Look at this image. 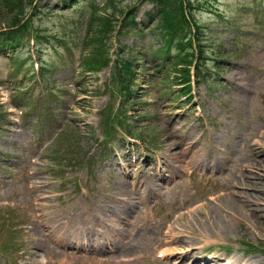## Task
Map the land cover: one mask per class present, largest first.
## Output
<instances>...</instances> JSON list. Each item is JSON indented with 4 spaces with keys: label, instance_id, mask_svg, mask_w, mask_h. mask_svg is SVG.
<instances>
[{
    "label": "rangeland",
    "instance_id": "374dc122",
    "mask_svg": "<svg viewBox=\"0 0 264 264\" xmlns=\"http://www.w3.org/2000/svg\"><path fill=\"white\" fill-rule=\"evenodd\" d=\"M97 1L102 5L105 0ZM254 1L195 2L200 6L196 19L203 27L201 46H207L206 55L210 56L206 58H220L223 61L215 64L212 59H207L208 68L218 72L212 71L215 74V84L210 87L206 82L196 83L191 99L189 96L177 98L182 92L174 83L170 85L172 77L160 74L161 71L154 67L164 62L159 59L156 63L158 58L151 53L161 46L160 39H154L148 32L141 37L135 33L124 37L122 42L137 50L138 57L143 62L142 69H137L141 70L135 81L137 98L132 103H127V116L132 122L133 134L141 141H127L126 134L121 131L117 134L120 138L112 142L107 152L101 150V118L102 111L111 102L109 94L104 92L105 85L111 81V69L107 68L100 74L82 73L74 59L63 52L66 51L65 48L60 49V54L57 55L58 51H51V47H48L52 45L42 43L46 38L44 30H47L52 38L58 36L65 40L67 46L73 47V53L77 56L78 46L84 38L87 11L82 7L75 11H58L49 18L42 17L43 14L40 18L32 17L29 29L23 33L27 39H32L30 46H33L38 35L35 30H43L39 41L45 49L43 60L50 65L44 78L46 84L54 88L50 94H57L51 102L61 119L57 127L66 128L65 133L70 136L71 126L74 129L79 128L80 135L83 136V152L97 162L94 167H90L89 163L84 162L82 155H78L74 158L83 162L75 166L69 165L67 161L59 158L63 154L56 152L58 144L52 135L43 141L31 137L29 146L25 135L14 134L12 131L1 133L0 156L12 154L11 162H16L17 166H10L11 162L9 164L7 160L0 162V171H5L1 172L3 177L0 178L7 182L5 189L8 188L4 195L8 199L1 202L8 205L0 206V209L17 208L9 219L14 221L17 218L14 223L20 231L18 242L24 240V251L30 249V253L25 256V262H35L32 257L35 251L45 252L44 256L48 258L49 264H59L62 258L57 257L56 253L51 254L55 243L41 238L37 232H32L33 224L27 218L30 214L27 212L24 182L29 180V173L32 172L31 160H39L37 169L53 182L48 189L52 199L45 203V213L51 219H64L70 216V212L78 210L77 204H81L85 209L83 214L91 220V226H98V229L92 230L91 238L94 243H101L104 249L99 253L103 259L102 264H172L174 260H177V264H202L200 260L195 262L193 259L184 258L185 249H193L195 255L203 252L212 254L215 264H220L221 261H224L222 264H227L226 256L230 253V260L235 259V256H250V259L258 258L264 262L263 253H245L248 244L264 249V181H261L263 187L259 190L248 185L246 188H239L235 185L234 176L225 166L226 154L234 158L240 156L245 147L244 139L257 127L256 116L264 115V20L260 13L251 10ZM46 2L52 5L57 1ZM127 3L123 2L121 6ZM142 3L146 9L150 7L149 3ZM143 14L144 12L141 15ZM146 17L147 15L143 16L142 20L146 21ZM0 64L4 67L6 65L2 59ZM13 76L17 80L26 75ZM32 80L28 74L29 84ZM29 84L25 81L23 88L17 92L18 101H23L26 105L30 103L26 100ZM8 92H11L9 85L0 86V104L4 103L2 107L6 112L15 110L7 98ZM36 101L37 98L34 103ZM117 102L120 103L119 100ZM198 106H201V111L197 109ZM69 112L71 113L68 114ZM4 126L8 127L7 124ZM172 126L179 128L184 138L188 137L190 141L201 136L200 147L203 149L207 148L208 142L214 140L223 153L220 156V170L208 172L203 167L197 170L199 153L196 147L190 146L185 150L184 145H178L176 139L171 140L175 143L172 150L166 152L168 131ZM235 133L239 139L234 149ZM46 145L49 147L45 148ZM163 152L167 155L163 164L167 177L159 182L166 187L149 190V211L146 213L140 196L145 190L137 192L139 189L128 182L132 180L134 183L139 178H146V175L130 168L127 162L134 163L137 159L143 161L148 158L152 165H157ZM214 156L215 153L205 152L204 162L210 167ZM120 159L122 164L127 165L125 169H132L133 173L129 171L130 177L126 176V171L118 175L121 171L117 169ZM258 159L260 158L256 157ZM10 174L14 175L13 178L8 177ZM175 178V182L166 185L167 180ZM58 193L63 195L54 197ZM16 194H19L15 202L18 207L13 205ZM230 198L254 207L255 212L251 213L253 217L241 214L232 205L229 206ZM190 205H201L203 211L197 216H186L183 220L186 227L182 221L177 223L180 229L192 231L189 238L159 246L158 240L163 237L164 224L173 220L167 217L173 214L172 208L178 206L184 212ZM215 212L221 215L219 222L216 221ZM147 216L152 224H146ZM104 235L109 241L101 240ZM167 236L171 237L172 234ZM11 238L9 233L4 235L7 243ZM160 249L167 251L164 260L159 258ZM173 249L180 251V254L175 256ZM60 252L64 250L60 249ZM42 253L39 255H43ZM95 255L93 253L90 257Z\"/></svg>",
    "mask_w": 264,
    "mask_h": 264
},
{
    "label": "bare ground",
    "instance_id": "6f19581e",
    "mask_svg": "<svg viewBox=\"0 0 264 264\" xmlns=\"http://www.w3.org/2000/svg\"><path fill=\"white\" fill-rule=\"evenodd\" d=\"M250 85V84H249ZM259 118V125L258 127L251 133L248 134V136L244 139L245 142V147L247 148V153L246 155H242L241 157L237 158L236 160L234 157L227 155L226 156V164L227 166L233 171L236 172V186L242 187L243 183H247L248 186L254 187L256 190H259L260 188L263 187L262 182L264 181V143L262 142V139L264 138V116H261V114H258ZM179 133L176 128H172L171 130L168 131V137H167V146H166V152H169L172 150V147L175 145V143L171 140L176 139L178 140ZM233 148L235 149V146L238 141V134L235 133L233 136ZM260 154L261 157L260 159L256 160V157L259 156ZM250 170L251 172L247 173L246 171ZM164 172V171H163ZM159 177L161 178L162 176L158 173H148L147 172V179L146 180H140L137 183H134L135 187L140 188L141 190L137 192H141L142 190L144 192V196H142L141 201L143 202V210H145L146 213L149 211V207L147 204L144 203V199H148V192L150 189L154 190L156 187H159L160 189L165 188L166 186H157L155 184L151 185V183L154 182V177ZM243 179V183H242ZM172 184V181H170ZM47 186V183L44 181H39L38 183H35L31 186L33 190L37 191H43L44 188ZM236 194V193H235ZM43 197V194L37 196V200H41ZM229 201V206L232 205L234 210L238 211L241 214H249L252 216L253 212H255V208L246 205L245 203L241 204V202L237 199L234 200V198L228 199ZM43 204L39 205L41 208ZM76 207L78 208V216L74 218L69 224H62L61 225V231L62 234H56L55 230L52 232H49L47 234V237L54 241L55 243L58 244L59 247L62 248H68V246L72 243L75 242H81V240L86 241L87 244V249L91 250L93 243L91 241L90 236L86 233L85 228H83V221H84V227L88 226L90 224V218L86 217L84 214L82 215L83 211L85 210L83 207H81L80 204H77ZM201 207H197L194 209V213L196 214H202L200 212ZM180 211V207H174L172 208V213L168 216V218H174L175 220H183L182 218L187 215V213H181L178 214ZM178 214L175 216L174 214ZM190 213V212H189ZM252 213V214H251ZM215 217L216 221L219 222L220 218V213L215 212ZM43 212L42 210L39 211V213L36 215V218L41 221L43 220ZM253 217V216H252ZM221 223L223 222V218L220 219ZM153 222L151 221L150 217H146V224H152ZM166 225V223L164 224ZM169 232L171 234H174L171 242H180V241H185L189 236L187 232L182 231L178 229V227L174 224H172L169 228ZM71 231L76 232L77 236L74 238H71ZM102 240H107L109 239L105 235L101 237ZM161 241V240H160ZM53 253H57V251H53ZM62 254V253H61ZM192 254V252H188V255ZM63 255V254H62ZM91 255V254H90ZM90 255H83V257H76L72 256L70 257V260L72 262H82V264H98V261H102V259H99V253H96V255L92 258ZM69 259V257H68ZM99 259V260H98ZM61 264H68V260H62L60 261ZM254 264H261L258 260L254 261Z\"/></svg>",
    "mask_w": 264,
    "mask_h": 264
},
{
    "label": "trees",
    "instance_id": "16d2710c",
    "mask_svg": "<svg viewBox=\"0 0 264 264\" xmlns=\"http://www.w3.org/2000/svg\"><path fill=\"white\" fill-rule=\"evenodd\" d=\"M29 2L33 3L35 0H28ZM15 4L19 7V10L17 13L13 14V23L12 25L17 26L20 23V14H22V11H24V8L22 9L21 4H22V0H15ZM176 0H158L159 6H160V10L158 12V15L161 19V26L164 28V30H170V28L174 25V19L172 18L174 13H176L178 11V6L175 3ZM183 1L181 0V3ZM188 6H189V18H188V23L193 24L194 26H198L196 20H195V15H193L191 7L192 4L189 0H187ZM1 7H8L7 3L4 0H0V14H1ZM181 13L183 15V18L185 20V22L187 23V15L184 14V8L183 5L181 4L180 7ZM111 30V27L109 25L108 22H104L101 21L100 25L97 27L95 34H94V40H93V44L95 46H93L94 51L98 52L100 51L104 46H103V37ZM165 30V32H166ZM200 33V31H198V34ZM90 43V42H89ZM92 44L90 43V46ZM95 55H93L91 60H86L84 63V68L87 70H93L95 67H98L100 59L97 58L96 53H94ZM130 63V62H129ZM187 63V64H186ZM191 64L190 61H184V63L182 65H189ZM188 74V71H187ZM132 87H129V92L128 94L130 95V93L132 92Z\"/></svg>",
    "mask_w": 264,
    "mask_h": 264
}]
</instances>
